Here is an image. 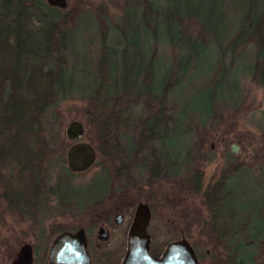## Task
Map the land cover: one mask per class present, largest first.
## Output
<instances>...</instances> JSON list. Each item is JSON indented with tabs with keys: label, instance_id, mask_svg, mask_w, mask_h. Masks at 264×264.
Wrapping results in <instances>:
<instances>
[{
	"label": "rangeland",
	"instance_id": "1",
	"mask_svg": "<svg viewBox=\"0 0 264 264\" xmlns=\"http://www.w3.org/2000/svg\"><path fill=\"white\" fill-rule=\"evenodd\" d=\"M76 1L70 0V6H76ZM143 1L81 0L83 13L71 21L75 23V27H78L77 32L75 31L72 36L73 43L71 47H68L66 57L67 75L70 77L67 79L69 82L72 81L71 88H66L58 96L55 104V109L62 118V130L69 121H79L84 131L81 141L91 143L94 148L99 145L93 126L92 101L88 96L89 90L86 85V83H90L92 76H88L86 73H92L96 70L94 68L96 66L100 70V66L105 62H110L108 55L110 50L114 51L112 54L114 56L112 57V67L115 68L113 80H116L119 85L114 87L110 84H103L101 81L99 87L101 95L107 93L112 96L116 91H125L123 98L120 97L118 105L122 113H125L123 115L129 113L132 114V117L128 132L121 131L118 138L119 145L124 149L125 159L117 155L114 150V157L104 158L103 151L98 150L101 153L100 161H102L104 171L108 172L109 177L107 187L104 186L105 184L99 186V189L103 187L104 190L99 198L94 195L87 198V193H84L81 198H70L71 194H66L60 201L61 203L57 205L55 197L51 193L50 195L45 193L47 186L51 185L52 179L48 183L46 180L39 183L40 194H38L37 206L39 212L44 214L42 218H40L41 214H38L39 220H43L41 221L43 222L42 226L46 225L45 223L52 216L47 225L49 228L45 227L43 230L47 240L43 247L47 248L46 246L60 231H66L77 224L78 219L84 215L83 213H90L94 206H105L108 211L111 206L116 208L119 206L121 209L123 208L122 211L126 212L128 221L136 203L144 202L151 209V218L146 230L149 234L148 242L151 254L155 255L162 251L168 241L177 239L182 233L193 245H198L196 249L203 257L202 264H208L205 258L208 245L199 242L202 239L198 236L196 227L192 228L191 218L196 210L198 200L196 195L191 194L192 189L185 188L183 179L180 180V177L184 170H186L184 173L187 174L192 172L194 165L204 169L202 177L206 182L210 175L219 171L226 163L232 169L227 174L230 175L232 181L230 186L235 190L226 206L240 212L242 222H245L242 226L244 230L239 236L242 237L243 246L254 244L255 239L253 238L255 237L262 242L257 248H252L253 256L251 257L254 264H257L264 257V220L256 219L252 215H255L261 208L259 200L264 198V78L256 80L250 71L248 73L245 70H240L233 79L230 76H225L223 84L226 91H223L222 96L213 102L209 113L200 114L198 110L192 109V107H196L197 94L191 89L205 84L209 80L210 73L195 76L194 80L189 82L190 85L185 87V92L178 89L167 94L161 105L165 121L159 126L157 135L149 143V146L141 147L138 151L135 145L137 120L145 116L148 111L155 110L160 102L152 93L143 98H132L131 94L127 92L131 89L129 88L130 80L132 81L134 77H137V81L143 80L146 71L145 63L152 57L153 60L156 59L159 62L157 67L161 68V71L156 68L155 75L158 77V85H163L169 80L164 78L166 67L171 64L175 65L177 60L186 55L185 51L178 46L174 48L169 45L161 46L159 43L153 45L149 42L143 44L144 39L141 32L138 33L139 35L137 34L138 38L133 36L134 25L142 26L144 19L143 16L138 17L131 14L132 10L129 11V9L133 7L139 10L142 8ZM126 8L128 10L124 13ZM89 16L94 18L91 19V23H87ZM120 18L122 19L118 22ZM190 20L188 18L183 21L186 32L192 31L193 23ZM94 25L97 26L101 34L102 31L106 32L103 34L105 36V40H103L107 44V49L101 57V36L97 35ZM116 28L122 36V40H118L116 32L113 31ZM125 44L127 49L123 51ZM210 48L214 49L212 44ZM213 57H217V55L214 53ZM226 60L227 57L222 55L221 61L224 66ZM174 72L176 73V69ZM179 72L177 73L181 76ZM101 74L104 79H112L109 70H103ZM233 85L236 86V89H233ZM147 86H141V91H148L149 86ZM110 96L105 95L104 98L112 101L114 98H109ZM47 129L48 127H46ZM9 133L11 132L5 130L1 134L0 140L9 137ZM29 137L28 135L21 143L26 144L32 151L36 144L29 142ZM110 142L114 147L116 143L113 140ZM232 143L238 146L235 154L228 152V146ZM14 144H16V153L11 158L13 160L9 158L10 161L7 160V163H0V175H2L4 166L13 164L15 168L19 163H23L22 155L25 152V146L15 142ZM69 145L65 144L61 151L63 158ZM151 154H154L158 159L161 158L160 171L157 176L148 174L150 165L148 158L152 157ZM39 163H36L37 167L40 166ZM63 163H65V158ZM234 166L236 168L233 169ZM100 169L98 166L96 171L90 170L85 176L73 178L70 183L74 188L88 187L90 179ZM117 172H119L118 176ZM41 189L42 191H40ZM95 192L99 193L101 190ZM79 205L81 206L79 207ZM0 206H3L1 202ZM82 206L87 209L81 210ZM47 211L48 215H46ZM127 224L126 222L119 229L114 228L111 239L107 243H103L99 249L95 247L90 249V255L97 259L95 264L120 263L125 248L124 243H121V235ZM15 226V222L7 219L0 225V230L7 233L14 232L18 229ZM5 229L7 231H4ZM103 255H107V261L103 260L102 262L100 261L102 258H98Z\"/></svg>",
	"mask_w": 264,
	"mask_h": 264
},
{
	"label": "trees",
	"instance_id": "2",
	"mask_svg": "<svg viewBox=\"0 0 264 264\" xmlns=\"http://www.w3.org/2000/svg\"><path fill=\"white\" fill-rule=\"evenodd\" d=\"M68 3L66 1V6L58 9L47 5L45 0H0V137L5 130L11 132L9 137L0 140V163L15 155L14 142L25 146L23 158L43 162L37 167L38 180L39 183L45 180L48 183L52 179L45 193H51L58 202L57 205L66 194H71L70 198H81L84 193H87V198L92 195L98 198L102 194L103 187L99 189V186L105 184L107 187L109 177L108 172L104 171L98 150L103 151L104 158L114 157L115 151L125 159L124 149L119 145L118 138L121 131L128 132L132 117L129 113L123 115L125 113H122L118 105L125 91H116L112 96L105 93L109 98H114L112 101L101 95V81L114 87L119 85L113 80L114 51L110 50V62H105L100 70L96 66L92 73H86L92 76L90 83L86 85L92 101L93 126L99 142L94 148L95 162L88 170L78 174L72 173L66 163H63L65 157L63 158L61 151L65 144L71 142L63 135L62 118L56 111L55 104L58 96L66 88H71L72 81L67 79L70 77L67 75L66 57L68 47L73 43L72 36L78 30L71 21L83 13L81 0L76 1V6ZM127 10L126 8L124 13ZM131 10V14L143 16L144 19L140 28L134 25L135 38L141 32L143 44L149 42L174 48L178 46L186 53L175 65L166 67L164 78L169 80L163 85H158V77L155 75L157 70L161 71L157 67L159 62L152 57L145 63L143 80L137 81V77L130 80L131 89L127 92L132 98H143L152 93L160 102L155 110L148 111L137 120L135 145L138 151L141 147L149 146L157 135L159 126L165 121L161 105L167 94L178 89L185 92V87L190 85L189 82L195 76L210 73L205 84L191 89L197 94L196 107H191L200 114L209 113L213 102L226 91L223 84L225 76L233 79L240 70H245L248 73L250 71L256 80L264 78V0H144L142 8L138 10L132 7L129 11ZM188 18L193 23L191 32H186L183 25V21ZM91 19L94 18L89 16L87 23H91ZM95 29L97 35L101 36V57L107 49L103 36L106 32L102 31L101 34L97 26ZM113 31L118 40H122L118 29ZM211 44L214 48L212 50ZM124 49H127L126 44L123 51ZM214 53L217 57H213ZM222 55L227 57L225 66L221 61ZM103 70L110 71L112 81L110 78H102ZM146 85L149 90L142 92L140 87ZM235 87L233 85V89ZM28 135L29 142L36 144L32 153L30 147L21 143ZM111 139L116 143L114 147ZM151 156L155 157L154 154ZM98 166L101 168L100 172L94 174L88 187L74 188L70 183L73 178L85 176L90 170L96 171ZM185 171L180 178L183 179L185 188L192 189V172L187 174ZM96 190L101 192H95ZM259 202L261 208L252 216L264 220V198ZM112 208L114 207L111 206L109 211ZM253 239L254 244L240 247L243 264H254L252 248H257L262 242L256 237ZM257 264H264V257Z\"/></svg>",
	"mask_w": 264,
	"mask_h": 264
},
{
	"label": "flooded vegetation",
	"instance_id": "3",
	"mask_svg": "<svg viewBox=\"0 0 264 264\" xmlns=\"http://www.w3.org/2000/svg\"><path fill=\"white\" fill-rule=\"evenodd\" d=\"M82 138L71 141V143L74 144L77 141H81ZM34 149L35 147L32 148L31 153ZM211 149L212 147L210 146V150ZM148 159L150 161L148 169L149 176H151V174L156 176L159 175L161 158L150 157ZM7 160L8 159L4 162ZM10 160L13 159L10 158ZM36 163L35 160L25 157L23 158V163H19L15 168L13 164L11 166H4L2 175H0V202L3 205L2 207L0 206V225L3 224V221L6 222L7 219H11L18 228L17 231L8 233L0 230V264H14L20 256H22V263L20 264H49L47 261L49 246L54 238L62 232L68 234L81 233L84 237L90 264H95L97 259L90 255V249H92V247L99 249L103 243H107L111 239L114 228L119 229L127 222L128 224L123 229L121 235V243H124L125 252V242L127 239L126 231H128L131 224L130 221H132L134 209L132 210L131 217L127 221L126 212L122 211L123 208L121 209L119 206L117 208H112L111 211H107L106 207L102 205L97 207L91 206L93 209L90 213L85 211L88 214L83 213L84 215L78 219L77 224H74L66 231H60L56 237H53L48 246H46L47 248L43 247L47 242L43 230H45V227L49 228L47 225L49 224V220L52 219V216L48 219L47 223H45L46 225L42 226L43 222L41 221L43 220H39L38 214L40 212L37 206L39 180ZM234 168H236V166H234L233 169ZM231 170V167L225 163L219 171L217 170L213 175H210V178L204 182L202 177L204 169L198 168V166H192V181H194V185L191 187V194L196 195L195 197H197L198 200L196 210L193 212L191 218L193 222L192 228L196 227L197 234L203 241L200 240L199 242L208 245L205 251V258L208 264H243V258L240 252L243 241L242 237L239 236L241 231L244 230L242 226H244L245 222H242L243 219L240 216V212H236L231 207L226 206L227 202L233 197L232 195L235 191L230 186L232 185V181L230 175L227 174ZM80 206L81 205H79V207ZM147 207L151 218V209L148 205ZM81 208V210L87 209L85 206ZM40 214V218L44 217V214ZM116 214L121 216V219L117 223L115 222ZM46 215H48V211ZM101 229L105 230L102 239L99 234ZM4 231L7 230L5 229ZM177 239L187 240L192 248L191 250H193L197 263L202 264L201 259H203V257L196 249L198 245H193L182 233H180ZM175 240L168 241L167 243L174 242ZM164 249L165 247L162 251H164ZM162 251L155 253V255L149 253L151 257H159ZM98 258H102L100 261L103 262V260H106L107 255L98 256Z\"/></svg>",
	"mask_w": 264,
	"mask_h": 264
},
{
	"label": "water",
	"instance_id": "4",
	"mask_svg": "<svg viewBox=\"0 0 264 264\" xmlns=\"http://www.w3.org/2000/svg\"><path fill=\"white\" fill-rule=\"evenodd\" d=\"M49 6L64 8L66 0H45ZM63 135L69 141L80 139L84 135L83 126L79 121H69L64 129ZM238 146L230 144L229 153H237ZM66 165L72 173L84 172L94 164L95 151L89 142L77 141L70 144L66 150ZM146 203L136 204L132 221L127 233L126 249L119 264H198L193 250L187 240L176 239L169 242L162 251L161 256L151 257L149 251V234L147 225L150 220V212ZM121 219L115 215V222ZM104 229H101L100 238L104 237ZM47 261L49 264H90L87 255L84 237L81 233L62 232L49 246ZM20 256L14 264L22 263Z\"/></svg>",
	"mask_w": 264,
	"mask_h": 264
}]
</instances>
